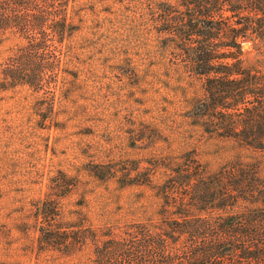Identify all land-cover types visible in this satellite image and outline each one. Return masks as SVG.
Listing matches in <instances>:
<instances>
[{
    "label": "rangeland",
    "instance_id": "rangeland-1",
    "mask_svg": "<svg viewBox=\"0 0 264 264\" xmlns=\"http://www.w3.org/2000/svg\"><path fill=\"white\" fill-rule=\"evenodd\" d=\"M60 3L71 23L64 38L27 21L0 29V264H99L107 240L160 233L175 216L160 186L187 158L207 175L237 160L264 177L262 152L214 137L194 115L203 79L150 20L151 5L179 9L176 0L33 5ZM31 71L35 85L22 81ZM42 199L55 202L61 224H83L86 239L73 253L40 249L34 209Z\"/></svg>",
    "mask_w": 264,
    "mask_h": 264
},
{
    "label": "trees",
    "instance_id": "trees-1",
    "mask_svg": "<svg viewBox=\"0 0 264 264\" xmlns=\"http://www.w3.org/2000/svg\"><path fill=\"white\" fill-rule=\"evenodd\" d=\"M176 1L179 9L172 3L151 5L150 20L157 34L168 37L166 45L177 47L187 68L203 79L195 117L214 137L264 154V0ZM33 2L0 0V29L16 31L27 21L64 38L71 24L68 3L42 11ZM35 75L26 73L22 81L35 85ZM160 189L165 205L175 211L163 231L143 232L138 242L107 240L97 250L99 264H119L120 256L138 264H264V177L255 163L234 160L207 175L187 158ZM209 206L219 215H185ZM34 215L41 250L71 254L86 239L82 223L59 222L58 207L49 199L37 202ZM182 237V249L164 248Z\"/></svg>",
    "mask_w": 264,
    "mask_h": 264
},
{
    "label": "water",
    "instance_id": "water-1",
    "mask_svg": "<svg viewBox=\"0 0 264 264\" xmlns=\"http://www.w3.org/2000/svg\"><path fill=\"white\" fill-rule=\"evenodd\" d=\"M244 45H245V47H249V43L248 42H246Z\"/></svg>",
    "mask_w": 264,
    "mask_h": 264
}]
</instances>
